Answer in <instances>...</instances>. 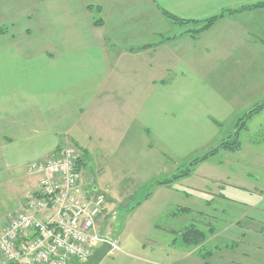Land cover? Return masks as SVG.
<instances>
[{
	"label": "crops",
	"instance_id": "1",
	"mask_svg": "<svg viewBox=\"0 0 264 264\" xmlns=\"http://www.w3.org/2000/svg\"><path fill=\"white\" fill-rule=\"evenodd\" d=\"M255 2L264 0H38L0 13V225L37 189L41 174L27 166L55 148L74 145L88 163L111 166L115 193L125 198L120 193L142 192L212 148L225 127L235 132L239 118L264 101V6L220 18L195 38L184 26L172 33L162 10L200 19ZM261 115L264 108L247 117L239 135L261 129ZM243 146L231 153L242 155ZM249 146L259 157L243 171L210 169L206 159L199 178L156 185L135 207L147 215L140 224L154 226L185 206L206 217L228 215L217 228L198 227L212 253L204 260L187 247L191 263L264 264V151ZM260 167L252 180L250 171ZM125 170L137 179L131 190L121 186L131 179ZM79 188L106 197V186L97 194L81 181Z\"/></svg>",
	"mask_w": 264,
	"mask_h": 264
},
{
	"label": "rangeland",
	"instance_id": "2",
	"mask_svg": "<svg viewBox=\"0 0 264 264\" xmlns=\"http://www.w3.org/2000/svg\"><path fill=\"white\" fill-rule=\"evenodd\" d=\"M31 1L38 0H0V13H2L3 16L6 17L14 13V8L17 7V5H24ZM180 27L181 26L175 24L171 32L175 33L179 31ZM3 29L5 30V28ZM263 116L264 115H261V117ZM245 132L247 134H245ZM233 133V127H225L224 129H222L216 139L213 140L214 142L212 143H215L213 147H216L220 142L230 137ZM239 140L241 145H244V151H242V155L241 151L237 155L235 153H231L233 151L219 149L217 152L213 153L212 155L210 154L205 159L195 162L194 159L203 155L206 152L205 150L199 152V154L196 156L194 155L188 157V159L184 160V165L181 166V164L179 163L177 166L178 169H176L177 171H182L185 168L189 167L191 170L190 173L183 177L194 175L195 178H199V175H203L208 168L205 167L202 170L196 169L197 165L202 161L208 159L207 164H209L208 166H210V169H212L214 165H218L223 169L227 164H230L231 167H228V169L231 170L233 174L243 171L244 169L241 167V165H243L247 160H254L255 158L257 159L259 157V155L255 154L254 152H247L249 144H253L255 148H258V146L260 145V148H262V150L264 151V126L258 130L255 128L254 130L242 131L239 135ZM210 149L211 148H209V150ZM87 160L88 157L85 156L84 161L86 164L88 163ZM100 160L98 159V162H96L95 165L89 162L88 165L85 166V168L82 170L85 171V173H83L84 175L81 177L82 180L80 181L82 188H86L93 193L102 191L101 187L106 186L107 192L104 191L106 197H104V195L102 194H98L102 195L103 203L101 205L100 213L94 219L95 231L99 235L107 237L110 240L114 241L118 247L117 249H111L107 254H105L98 262V264H193L191 263V261H193L194 258L192 257L195 255H192L190 249L187 248L192 247L193 245L185 244L182 237V233L185 231V229L189 226L198 228L202 225H215V227L217 228L221 224H225L229 221L228 218L230 216L228 215L216 216L214 218L208 216L206 217L205 214H200L198 211L194 213V210L185 206L178 207L177 211L179 213L177 214H171L170 211L168 214H162L157 218L154 226L142 225L140 224L139 219L145 220L147 215L145 214L144 209L135 211L136 205L139 204L144 197L150 195L156 185L170 186L174 181L181 177L172 179L169 184L152 183L159 180L154 179L142 192H122L120 193V195H125V198H118V194L115 193L114 190L115 186H118L119 184L118 179L113 175L115 169L111 170V166L103 165V162ZM99 162L100 164H98ZM261 170L262 169L260 167L258 170L256 169L255 171H250L249 175L252 180H255V177L261 174ZM94 171L96 173L95 175ZM97 171H99L98 179L95 178V176H97ZM126 171L127 170H125V172ZM174 173L169 176H172ZM33 174H37L38 176L39 173ZM127 176H130L131 179H126L124 183H121V186L128 187V190H131L133 187H135L137 179L130 175V170L129 172H126L123 177ZM231 179L234 178L231 176ZM251 183L252 184H248L246 186L250 188L249 190H253V186L258 184L256 181ZM96 186L98 187V190L94 191L93 187ZM150 239L156 240L159 243L161 242V245L152 246V249L151 247L148 248L147 242ZM166 239L172 242L171 246H169L170 248L168 249L164 244V240ZM204 241L205 237L201 240V242L195 245V247H197L198 255L203 258L205 257L204 260H206L208 259L209 254H211L212 251L208 246L203 245ZM182 243H184L186 246H184V244ZM165 252H167L166 256ZM177 252H182L183 256H187V258H185L183 262L176 263L175 257ZM0 264L8 263H6L0 256Z\"/></svg>",
	"mask_w": 264,
	"mask_h": 264
},
{
	"label": "built area",
	"instance_id": "3",
	"mask_svg": "<svg viewBox=\"0 0 264 264\" xmlns=\"http://www.w3.org/2000/svg\"><path fill=\"white\" fill-rule=\"evenodd\" d=\"M84 162L83 151L70 145L27 166L28 172L41 176L22 210L0 225V256L6 263H85L104 242L117 249L114 241L95 231L103 197L80 190Z\"/></svg>",
	"mask_w": 264,
	"mask_h": 264
},
{
	"label": "trees",
	"instance_id": "4",
	"mask_svg": "<svg viewBox=\"0 0 264 264\" xmlns=\"http://www.w3.org/2000/svg\"><path fill=\"white\" fill-rule=\"evenodd\" d=\"M262 6H264V2L244 4L239 7H235V8H225L219 11L218 13H215L208 17L200 18V19H182L166 10H162V13L163 15H165V17L169 19L170 22L176 25H179V26L186 27L185 32L189 33L191 37L195 38L198 34L202 33L204 30L211 27L220 18H223L225 16H230V15H233L241 11L250 10V9L262 7ZM170 38H171L170 36L160 37L161 41L168 40ZM148 45L150 44L141 46L139 48L147 47ZM263 108H264V101L260 104L255 105L253 108L249 109L241 118H239L238 127L230 137L224 139L216 147H213L210 150L206 151L203 155L195 158L194 161L198 162L200 160H203L210 154L212 155L213 153L217 152L219 149L226 150V151L238 150L241 145L240 140H239V131L244 127L245 119L249 117L251 114L258 112L259 110ZM190 171H191L190 168L187 167L182 171L175 172L172 176L159 179L152 183L169 184V182L172 181V179L186 176L190 173ZM182 235H183L182 237H183V241L185 244H189V245L192 244L194 246L197 245L199 242H201V240L205 237L204 233L200 229L194 226L187 227L185 231L182 233Z\"/></svg>",
	"mask_w": 264,
	"mask_h": 264
},
{
	"label": "water",
	"instance_id": "5",
	"mask_svg": "<svg viewBox=\"0 0 264 264\" xmlns=\"http://www.w3.org/2000/svg\"><path fill=\"white\" fill-rule=\"evenodd\" d=\"M111 250V244L104 242L100 247H98L95 252L91 255L89 260L85 263H75V264H98L102 257Z\"/></svg>",
	"mask_w": 264,
	"mask_h": 264
}]
</instances>
